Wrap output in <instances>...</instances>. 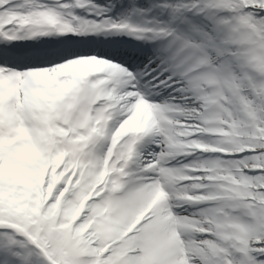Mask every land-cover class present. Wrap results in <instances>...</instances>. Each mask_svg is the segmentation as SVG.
I'll return each instance as SVG.
<instances>
[{"label": "snow or ice", "instance_id": "snow-or-ice-1", "mask_svg": "<svg viewBox=\"0 0 264 264\" xmlns=\"http://www.w3.org/2000/svg\"><path fill=\"white\" fill-rule=\"evenodd\" d=\"M0 264H264V0H0Z\"/></svg>", "mask_w": 264, "mask_h": 264}]
</instances>
